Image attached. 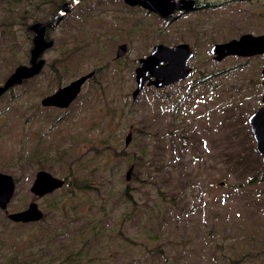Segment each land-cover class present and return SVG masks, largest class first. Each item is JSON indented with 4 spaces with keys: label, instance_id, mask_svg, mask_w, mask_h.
I'll use <instances>...</instances> for the list:
<instances>
[{
    "label": "rangeland",
    "instance_id": "obj_1",
    "mask_svg": "<svg viewBox=\"0 0 264 264\" xmlns=\"http://www.w3.org/2000/svg\"><path fill=\"white\" fill-rule=\"evenodd\" d=\"M71 1L0 0V87L30 65L32 23ZM196 2L165 19L82 0L47 30L40 72L0 96V172L15 183L0 209V264H264V169L247 122L264 54L217 61L210 50L264 33V0ZM158 43L190 44L191 75L133 99L138 59ZM91 71L69 108L41 106ZM39 170L65 182L37 197ZM30 202L41 218H9Z\"/></svg>",
    "mask_w": 264,
    "mask_h": 264
},
{
    "label": "water",
    "instance_id": "obj_2",
    "mask_svg": "<svg viewBox=\"0 0 264 264\" xmlns=\"http://www.w3.org/2000/svg\"><path fill=\"white\" fill-rule=\"evenodd\" d=\"M80 0L64 2L61 5L55 19L50 22H34L30 29L34 32L33 48L29 66H19L8 77L4 85L0 87V96L14 84L36 75L42 66L40 55L47 49L51 42L45 35L47 27L58 24L63 15L74 7ZM129 6H139L149 12L157 14L161 18L169 19L181 11H190L196 7V0H123ZM126 52V45L118 46L117 56ZM213 58L221 61L228 56L250 57L264 54V33H243L237 38L225 42L214 43L211 47ZM193 49L188 43L166 45L155 44L152 50L144 57L139 58L135 69L136 87L132 92V98L136 99L145 85L155 88L168 87L171 84L182 81L191 75L190 59ZM92 71L79 76L65 85L58 87L53 92L45 95L41 104L43 106H56L66 108L79 94L84 81L92 75ZM264 84V68L262 69ZM249 125L254 137L256 152L261 156L264 169V94L263 104L255 109L249 116ZM129 173V172H128ZM128 178V175H127ZM64 180L52 175L45 170H39L30 188L36 196H43L61 187ZM15 190L14 179L11 175L0 172V208L5 209L12 199ZM42 212L36 202H30L22 210L11 212L9 218L16 222H28L41 218Z\"/></svg>",
    "mask_w": 264,
    "mask_h": 264
},
{
    "label": "flooded vegetation",
    "instance_id": "obj_3",
    "mask_svg": "<svg viewBox=\"0 0 264 264\" xmlns=\"http://www.w3.org/2000/svg\"><path fill=\"white\" fill-rule=\"evenodd\" d=\"M80 1H82V0H80ZM80 1H79V2H80ZM239 1H249V0H234V2H239ZM123 2H124V1H123ZM124 3H125V2H124ZM196 3H197V2H196ZM128 6H129V5H128ZM195 8H196V7H195ZM181 12H188V11H181ZM57 14H58V12L56 13V15H57ZM56 15H55V17H56ZM171 18H172V17H171ZM54 19H55V18H54ZM54 19H53V20H54ZM53 20H52V21H53ZM49 28H50V27H47V28H46V30H45V35H46V32H47V30H48ZM262 34H263V33H262ZM46 38H47V37H46ZM117 48H118V47H117ZM45 50H46V49H45ZM45 50H44L43 53L40 55V57L44 54ZM210 50H211V49H210ZM117 51H118V49H117ZM254 56H258V55H254ZM40 57H39V58H40ZM116 57L119 58L120 56H117V54H116ZM250 57H251V56H250ZM140 58H141V57H140ZM138 60H139V59H138ZM137 66H138V63H137ZM137 66H136V67H137ZM135 69H136V68H135ZM191 69H192V68H191ZM39 72H40V71H39ZM39 72H38V73H39ZM92 72H93L92 75H91L90 77H88V78L84 81V83H83V85H82V87H81V90H80L79 94L75 97V99H74V100H73V101H72V102H71L66 108H60V107H56V106H43V105L41 104V100H42V98H43L45 95H47V94H45L44 96H41V98H40V104H41V106H42L43 108H54V109H59V110L69 108V107L72 105V103H73V102L78 98V96L80 95V93H81V91H82V88H83V86L85 85V83H86L88 80H90V79L96 74V72H94V71H92ZM88 73H89V72H88ZM86 74H87V73H86ZM135 82H136V80H135ZM262 84H263V74H262ZM64 85H65V84H64ZM60 86H62V85H60ZM60 86H59V87H60ZM146 86H148V85H145V87H146ZM150 86H151V85H150ZM263 86H264V84H263ZM135 87H136V86H135ZM145 87H144V88H145ZM57 88H58V87H57ZM57 88H56V89H57ZM144 88H143V89H144ZM263 94H264V92H263ZM263 94L261 95V102H260V105H259L258 107H260V106L263 104ZM258 107H257V108H258ZM257 108H256V109H257ZM253 111H254V110H253ZM253 111H252V112H253ZM252 112L249 114V116L252 114ZM249 116H248V118H247V122H248V126H249V132H250V135H251V137H253V134H252V131H251V129H250V125H249ZM130 137H131L130 135H127V136H126V141H127V143L129 142ZM253 138H254V137H253ZM254 146H255V145H254ZM63 180H64V179H63ZM64 182H65V180H64ZM14 192H15V191H14ZM13 195H14V194H13ZM35 196H36V195H35ZM12 197H13V196H12ZM37 197H39V196H37ZM40 197H42V196H40ZM10 201H11V200H10ZM10 201H9V202H10ZM8 204H9V203H8ZM7 207H8V205H7ZM7 207H6V208H7ZM6 208H5V209H6ZM0 209H1V208H0ZM5 209H4V210H5ZM10 213H11V212H10ZM10 213H9V214H10ZM9 214H8V216H9Z\"/></svg>",
    "mask_w": 264,
    "mask_h": 264
}]
</instances>
